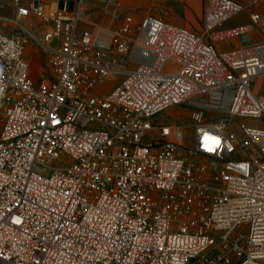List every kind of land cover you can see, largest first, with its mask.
<instances>
[{
  "label": "built area",
  "instance_id": "2783aa9c",
  "mask_svg": "<svg viewBox=\"0 0 264 264\" xmlns=\"http://www.w3.org/2000/svg\"><path fill=\"white\" fill-rule=\"evenodd\" d=\"M14 4L0 14V264H264V0H203L199 31L122 1L105 23L88 0ZM237 15L249 22L227 26ZM184 104L190 146L153 119Z\"/></svg>",
  "mask_w": 264,
  "mask_h": 264
},
{
  "label": "rangeland",
  "instance_id": "374dc122",
  "mask_svg": "<svg viewBox=\"0 0 264 264\" xmlns=\"http://www.w3.org/2000/svg\"><path fill=\"white\" fill-rule=\"evenodd\" d=\"M26 2V0H24ZM119 1L130 5V9L135 17L141 21L146 15L151 14L158 16L169 23L185 26L194 31H199L202 25V2L203 0H88V14L90 20L98 23H105L110 13L117 8ZM15 12L14 0H0V14L12 15ZM246 21L245 15H237L227 21L226 25H233ZM30 25H39V21L30 22ZM83 28H88V24H83ZM222 48L228 47L221 43ZM28 53L33 56L32 75L40 81L44 77L42 67L44 58L41 52H37L35 45H29ZM114 82L107 81L101 87L96 89L97 92L104 93L113 87ZM255 92L264 93V77L258 78L254 84ZM191 107L189 104L173 106L168 110L156 115L153 119L155 122L167 124H182L187 131L185 145L192 144V133L194 123L190 117Z\"/></svg>",
  "mask_w": 264,
  "mask_h": 264
},
{
  "label": "crops",
  "instance_id": "0c3cea01",
  "mask_svg": "<svg viewBox=\"0 0 264 264\" xmlns=\"http://www.w3.org/2000/svg\"><path fill=\"white\" fill-rule=\"evenodd\" d=\"M247 22H249L248 18H246V21H245V22H241V23H247ZM236 24H238V23H236ZM236 24H233V25H227V26H235ZM220 47H221V46H220Z\"/></svg>",
  "mask_w": 264,
  "mask_h": 264
}]
</instances>
